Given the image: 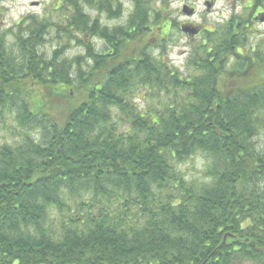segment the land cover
Returning a JSON list of instances; mask_svg holds the SVG:
<instances>
[{
	"label": "trees",
	"instance_id": "1",
	"mask_svg": "<svg viewBox=\"0 0 264 264\" xmlns=\"http://www.w3.org/2000/svg\"><path fill=\"white\" fill-rule=\"evenodd\" d=\"M55 1L57 29L82 35L83 56L39 53L45 17L0 32V110L38 129L0 144V264H264V55H236L247 35L234 34L232 17L192 46L184 75L166 59L167 0L151 14L158 59L143 2L131 30L101 27L82 8L114 18L115 0ZM93 36L110 47L96 51ZM144 87L169 104L139 109L133 93ZM199 153L204 180H186L177 165Z\"/></svg>",
	"mask_w": 264,
	"mask_h": 264
},
{
	"label": "rangeland",
	"instance_id": "2",
	"mask_svg": "<svg viewBox=\"0 0 264 264\" xmlns=\"http://www.w3.org/2000/svg\"><path fill=\"white\" fill-rule=\"evenodd\" d=\"M147 2L143 4L142 2ZM169 5V15L168 17L173 23L177 21H184V20H191L197 24L203 22L206 26H212L214 24H219L220 26H225L226 22L229 20L228 18L233 14V0H215V7L213 12L206 14L205 6L203 4L204 0H191L192 3L194 2V6H196L197 12L196 14L191 17L190 19L184 16L181 13V6L182 4L186 3V0H167ZM241 1L236 2V4H240ZM33 2H37V4H33ZM141 5L147 9V16L148 22L149 19H153L152 12L160 8L161 4L160 1L157 0H140ZM121 5V9L127 10L130 7V3L128 0L119 1ZM58 7L57 1L55 0H0V32L5 30H12L16 32L19 28V24L21 23V19L23 16L27 15H34L36 19H41L43 17L48 18L51 22V26L48 27L47 33L44 36L43 43L39 45L38 51L42 53L46 59H52L54 52H58V59L59 60H66L71 61V59L75 58L76 56H83L84 47L77 41L78 38H82L80 33H76V39H69L65 32L60 31L57 29L58 24H61L64 20V15H61L56 8ZM82 8L84 12L89 15L91 21L98 20V25L103 27L102 25L105 24L109 27H119L120 24L124 23L126 26L127 22L130 23L131 18L126 20V13H124L120 18L112 19L109 15L103 11L98 9V6L92 5L87 6L82 3ZM116 9V7H114ZM239 9V8H238ZM242 11V9H239ZM69 14V13H68ZM106 15L107 18L103 17ZM228 19V20H227ZM224 20V21H223ZM226 20V21H225ZM223 21V22H222ZM25 26V25H24ZM22 26V27H24ZM256 27L255 31L252 33L248 32H241L246 33L247 35V44L245 45L244 53L252 54L253 52L250 49H255L254 51L258 52L259 55L264 54V23H254L251 27ZM156 31V30H155ZM146 33V32H145ZM81 35V36H80ZM158 35V32L154 34L147 35L146 37L151 40L154 39ZM207 33L204 32L197 39L194 43L189 44L186 38V34L181 32L176 26L173 28L169 34L166 45V59L170 63V65L179 68L184 75H190L193 73V70L189 67H185V62L188 60L189 53L192 50V46H197L200 43V39L206 37ZM210 38V37H209ZM213 36H211V40H213ZM14 38L11 34L7 36V43L12 45ZM87 41V40H86ZM93 46L95 47L96 51L100 52L103 46L101 45L100 41L97 40L96 36H93L91 39ZM210 46L207 44L204 46V49ZM150 53L154 59L159 58V50L151 47ZM150 48V49H151ZM86 63L84 62L83 69H86ZM89 63V62H88ZM95 78L99 77L94 75ZM39 87H34L31 90V99L30 103L34 106L37 102L36 98L39 94L44 93V90L38 89ZM41 91V92H39ZM83 90L75 91L71 93L73 96V101L75 102H67L70 106H74L78 104V101L83 99L84 94ZM133 102L134 104L141 110L147 109H155L158 110L162 108L164 105L169 104L168 97L165 93L157 92L156 90H149L147 87L140 88L136 90L134 93ZM63 110V111H62ZM65 109L62 108L61 110H57L56 115L60 118V121L64 118ZM115 119V117H114ZM26 132L27 134L34 136L37 138L38 136V129L32 128L29 130L22 129L16 120L13 118L12 114L10 115L9 111L7 110H0V144L3 142L13 143L15 141H19L22 134ZM256 141L259 145L264 143V127L262 132L256 138ZM209 163L208 158L203 154H196L192 156L188 161L178 164L177 167L181 170L184 174L186 180L191 181H203L204 180V172L206 170L207 164ZM240 264H255L250 261H243Z\"/></svg>",
	"mask_w": 264,
	"mask_h": 264
},
{
	"label": "flooded vegetation",
	"instance_id": "3",
	"mask_svg": "<svg viewBox=\"0 0 264 264\" xmlns=\"http://www.w3.org/2000/svg\"><path fill=\"white\" fill-rule=\"evenodd\" d=\"M119 1H122V0H115L113 6L116 8H120L121 13L119 14V16L114 17L112 19H116V18L118 19L124 13H126V20H128V18L130 19L134 15L136 7L141 6L140 4H137V2L135 0H128V2L130 3V7L127 8V10L126 9L124 10L123 7L121 9V5L119 4ZM138 1L140 2V0H138ZM157 1L161 2V0H157ZM189 2H191V0H186V3L182 4L181 13H182V7L184 5H187L189 8H193L194 9L193 13L190 16H186L187 18L190 19L191 17H193L196 14L197 9H196V6H194V2H192V3H189ZM233 2H234L233 3V9H234L233 11L234 12H233V14H231V16L228 19H231L232 17H233V19H235V22L233 23V26H232V30H233L234 34L238 35L241 32L252 33L256 29L255 26L251 29V27L254 23H260V24L264 23V0H243L238 5L236 4V2H239V0H233ZM143 3H145V5H146L147 2L144 1ZM203 4L205 6L206 14L213 12V9L215 7V0H204ZM207 5H209V8ZM238 8L242 9V11H240ZM103 17L107 18L106 15H103ZM149 20L150 21L148 22V19H147L148 25L145 28L147 35H150L153 33L155 34L156 31L158 33H160L162 31V29L155 27L152 23V19H149ZM129 24L130 23L127 22L126 27H125L124 23H122V24H120V26H124L125 29L126 28H131V30L136 29L135 26H127ZM169 24L170 25L173 24L172 21H169ZM174 24L179 30H180V27L182 25H188V26L193 27V28L198 30V34L195 35L193 38H190L189 35L186 34V38H187L189 44L194 43V41L197 39V37L200 36L204 32H206V33H213L216 31L221 32L222 28H223V26H220L219 24H214L212 26H206L203 22H201L200 24H197L195 22H192L191 20L177 21V22H174ZM102 26L106 27L107 25L103 24ZM96 37H97V40L100 41L103 48L104 47L105 48L110 47L102 38H100L98 36H96ZM157 40H158V35L156 37H154L153 40H151V46L150 47H152L156 43ZM244 49L242 47L238 46L235 50L236 55L244 54ZM254 50L255 49L251 48L250 53L252 51L253 52L252 54H254L256 52Z\"/></svg>",
	"mask_w": 264,
	"mask_h": 264
},
{
	"label": "water",
	"instance_id": "4",
	"mask_svg": "<svg viewBox=\"0 0 264 264\" xmlns=\"http://www.w3.org/2000/svg\"><path fill=\"white\" fill-rule=\"evenodd\" d=\"M33 4H37V2H33ZM208 8H209V5H207ZM194 9L193 8H189L187 5H184L182 7V13L184 15H187V16H190L192 13H193ZM181 31L185 34H188L190 38H193L195 35L198 34V30L193 28V27H190L188 25H182L180 27Z\"/></svg>",
	"mask_w": 264,
	"mask_h": 264
}]
</instances>
